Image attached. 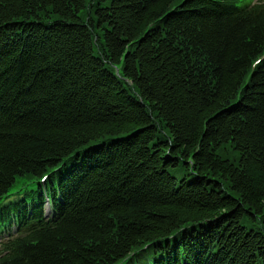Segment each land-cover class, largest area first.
Wrapping results in <instances>:
<instances>
[{"label":"trees","instance_id":"obj_1","mask_svg":"<svg viewBox=\"0 0 264 264\" xmlns=\"http://www.w3.org/2000/svg\"><path fill=\"white\" fill-rule=\"evenodd\" d=\"M0 264H264V0H0Z\"/></svg>","mask_w":264,"mask_h":264},{"label":"rangeland","instance_id":"obj_2","mask_svg":"<svg viewBox=\"0 0 264 264\" xmlns=\"http://www.w3.org/2000/svg\"><path fill=\"white\" fill-rule=\"evenodd\" d=\"M22 185V181L21 180H17L16 183H14V185L12 186V190H16L17 192H23L26 188L30 189V188H33L35 187V183H29L27 184L24 188H20L19 187ZM19 189V190H18Z\"/></svg>","mask_w":264,"mask_h":264}]
</instances>
